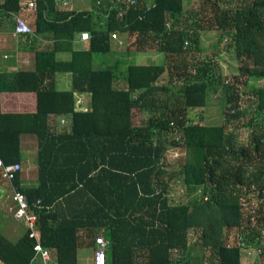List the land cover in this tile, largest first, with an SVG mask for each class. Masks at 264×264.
Wrapping results in <instances>:
<instances>
[{"label":"trees","instance_id":"obj_1","mask_svg":"<svg viewBox=\"0 0 264 264\" xmlns=\"http://www.w3.org/2000/svg\"><path fill=\"white\" fill-rule=\"evenodd\" d=\"M109 1L93 0L104 17L97 19L94 10L37 0L35 32L52 42L35 50L33 70L0 71V94H35V112L0 109V157L20 163L21 135L37 136V186L22 187L21 171L12 182L31 205L41 202L43 246L57 264H79L78 250L102 233L105 264H242L244 248L264 249V84H249L264 80V0H200L202 14L185 0ZM20 11V0H4L0 21ZM205 30L219 31V42L204 45ZM112 32L130 34L137 52L159 50L164 60L126 58L129 45L94 68L95 55L111 54ZM80 33L90 35L86 51L64 45ZM60 50L71 58L58 60ZM198 54L202 61L188 63ZM63 71L72 72L69 90L55 88ZM219 88L222 123L192 122L188 113L206 109ZM241 89L252 94L245 108ZM76 92L89 94L87 111H76ZM141 110L148 114L137 124ZM51 115H71L70 133L52 132ZM244 127L251 136L243 143L237 130ZM179 150L183 161L170 164L167 153ZM177 175L185 190L172 197ZM34 245L28 233L15 243L0 234V261L32 264Z\"/></svg>","mask_w":264,"mask_h":264},{"label":"crops","instance_id":"obj_2","mask_svg":"<svg viewBox=\"0 0 264 264\" xmlns=\"http://www.w3.org/2000/svg\"><path fill=\"white\" fill-rule=\"evenodd\" d=\"M4 0H0L2 3ZM119 0H110L109 4L118 2ZM63 2L65 4H63ZM98 2V1H97ZM97 2L93 0H57V7L63 10H94L97 19L103 17L96 6ZM99 3V2H98ZM99 11V13H98ZM13 15L26 18L34 34L30 36L27 35H15L14 34V21ZM104 19V17H103ZM103 20L100 22L102 23ZM36 30V9L30 11H20L18 14H10L8 18L0 21V71H19V70H33L35 67V50L39 48L46 47L52 42L51 35L46 33L35 32ZM120 39H112V52L109 54L108 59L110 62H115L119 55L122 56L124 53H119V51L124 50L131 43L134 42L135 37L130 34H120ZM203 37L205 39L206 35L203 31ZM134 38V39H133ZM64 45L71 48L73 51H86L88 49V41H82L79 39L78 34L75 35L74 40L69 44ZM205 45V41H204ZM208 46V45H206ZM134 46L130 47L133 52L129 55H125L126 58L136 57L138 61L146 62H156L160 63L163 61L162 52L159 50H141L137 52ZM164 57V56H163ZM56 58L61 61H68L71 58L70 50H60L56 53ZM97 62L103 65V61L93 59V65L97 66ZM120 86H125L126 81L120 79ZM55 88L57 90H69L72 88V72L63 71L55 73ZM76 96V111H87L81 110L82 106L86 109L89 107V94L88 93H75ZM0 109L3 113H31L36 110L35 94L31 92H2L0 94ZM148 110H141L137 113L136 122L141 123L142 120L147 116ZM71 115H51L49 119V127L57 135L70 133L71 131ZM20 149L21 150V161L22 165L21 175L19 178L20 185L22 187L37 186L38 175H39V142L36 135L23 134L20 137ZM15 185L12 181L2 177L0 172V234L4 236L10 242H18L26 233L27 226L22 221H17L13 219L11 209L14 206L11 200L12 188ZM17 189V188H15ZM56 211L55 206L51 208ZM198 233V231H197ZM41 243H42V232ZM29 236V235H28ZM36 244V241H35ZM43 245V244H42ZM88 248V247H87ZM90 249V248H89ZM254 255L256 251L253 247L248 248ZM53 250V249H51ZM80 250L85 251V248L79 249L77 252V258L79 264H85L89 262L92 257L81 253ZM93 255V246H92ZM54 255V250L52 251V256ZM81 255H85V260L81 258ZM252 255V256H253ZM248 253L243 250L242 264H245L247 260H251ZM54 258V257H53ZM56 262V261H55ZM0 264H3L0 261ZM32 264H42L39 258L34 259ZM57 264V263H56Z\"/></svg>","mask_w":264,"mask_h":264},{"label":"built area","instance_id":"obj_3","mask_svg":"<svg viewBox=\"0 0 264 264\" xmlns=\"http://www.w3.org/2000/svg\"><path fill=\"white\" fill-rule=\"evenodd\" d=\"M135 1L136 0H120V2H122L123 4H131ZM63 4L65 3L63 2ZM20 7L21 11H30L36 9L37 0H20ZM13 21L15 35H31L34 33V30L31 29L26 18L13 15ZM111 35L113 39H120L121 37L118 32H112ZM89 38L90 35L88 33H80L79 35V39L82 41L89 40ZM81 110L87 109L82 106ZM21 170L22 165L19 162L4 163L2 158L0 157V172L3 178L7 179L8 181H12L15 175H17V173ZM12 189L13 191L11 200L14 203V206L11 209L12 216L14 220L22 221L26 224L29 238L36 241V244L34 245L35 259L39 258L42 264H56L52 256L53 250L45 248L40 241V210L42 209V206H40L41 202L38 201L36 204L31 205L22 191L15 189L14 187ZM254 208L255 206L249 209V205L247 206L248 212L251 213L255 211ZM106 248H108V238L100 233V235L94 238L92 259L85 264H105ZM258 251L260 252L261 249Z\"/></svg>","mask_w":264,"mask_h":264},{"label":"rangeland","instance_id":"obj_4","mask_svg":"<svg viewBox=\"0 0 264 264\" xmlns=\"http://www.w3.org/2000/svg\"><path fill=\"white\" fill-rule=\"evenodd\" d=\"M185 5H186V9L194 10V11H197V13L202 14V7H201V1L200 0H185ZM204 34L206 35V37L204 39L205 45H212L214 43H218L220 40V34L221 33L217 30H205ZM220 42H221V44H220L221 47H223V45L226 43L225 41L222 42V40ZM134 46L135 45H133V44L130 45L131 48H133ZM212 51L213 50L207 51L206 52L207 54H205V55L211 56ZM161 54H162V58L164 60V57H163L164 53L162 52ZM198 55H200V56L194 57L192 60H188V63H196V61L200 62V60L202 61L204 58V55H202V54H198ZM108 56L109 55H101V54L95 55L94 62L96 59L99 60L100 58L103 60H106V59H108ZM225 56L227 58L229 57L228 54H226ZM142 62H146V61L143 60ZM97 64H98V66H100L99 62H97ZM230 65H232V67H233L234 63H232ZM95 67H97V66H95ZM227 68H228L227 66L223 65L224 71L227 72L228 71ZM249 84H250V87L263 85L264 80H250ZM247 89H241L240 90L242 97L246 100V102H243V104H242L243 108L248 107L249 101L253 100V99L251 100L252 94L249 93L247 91ZM221 91H223L222 88H219L216 91L217 94H214L211 96L209 105L207 106L206 109L192 111V112L188 113L190 120L192 122H194V121H198V120L203 118L206 120L207 125L221 124L223 121L222 120V104H224V101H225V96L222 95ZM247 110L249 111V108ZM256 130L259 131L262 129L257 127ZM237 134H238L239 140L241 142H243V143L247 142L251 136V128H246V127L241 128V129L237 130ZM184 157H185V155L183 154L182 150H179L177 152L169 151L167 153V160L172 165H175L174 164L175 162H177V163L182 162ZM171 184H172L171 188L173 189L172 197L173 196L174 197L179 196V195H181L182 192H184L185 187H184L183 180H182L180 175H177V178L173 179ZM256 203H257V200L253 199L249 203V209L253 206H256ZM261 232H262V242L264 243V227L261 229ZM190 236L193 238V237H196V234L192 233ZM248 248L249 247H247L243 250H244V252L248 253L249 256H247V257H249L251 260H247V262L245 264H264L263 246H261L260 248L253 247V250L256 251V253L254 255L252 254L253 256L250 255L252 252ZM91 249H92V246H89L88 248H85V251H83V250H80V251H81V253L92 257V250ZM260 249L262 250L261 252L258 251ZM197 250H198V246H197ZM81 258H83L85 260L86 257H85V255H81ZM198 264H208V261L203 260V262L202 261H201V263L198 262Z\"/></svg>","mask_w":264,"mask_h":264}]
</instances>
